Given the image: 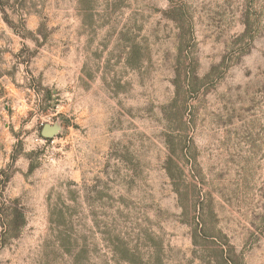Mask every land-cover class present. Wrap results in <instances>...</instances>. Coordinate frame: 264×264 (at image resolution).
<instances>
[{
  "label": "rangeland",
  "instance_id": "374dc122",
  "mask_svg": "<svg viewBox=\"0 0 264 264\" xmlns=\"http://www.w3.org/2000/svg\"><path fill=\"white\" fill-rule=\"evenodd\" d=\"M0 264H264V0H0Z\"/></svg>",
  "mask_w": 264,
  "mask_h": 264
}]
</instances>
